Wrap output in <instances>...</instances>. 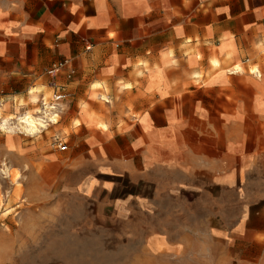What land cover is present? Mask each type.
Segmentation results:
<instances>
[{
	"label": "crops",
	"instance_id": "0c3cea01",
	"mask_svg": "<svg viewBox=\"0 0 264 264\" xmlns=\"http://www.w3.org/2000/svg\"><path fill=\"white\" fill-rule=\"evenodd\" d=\"M0 82L62 88L116 217L170 226L145 251L264 264V0H0Z\"/></svg>",
	"mask_w": 264,
	"mask_h": 264
},
{
	"label": "rangeland",
	"instance_id": "374dc122",
	"mask_svg": "<svg viewBox=\"0 0 264 264\" xmlns=\"http://www.w3.org/2000/svg\"><path fill=\"white\" fill-rule=\"evenodd\" d=\"M14 88L0 82V125L36 112L33 95L5 98ZM70 115L35 134L0 128V264H217L210 248L204 256H168L141 247L142 234L170 226L121 223L101 192L105 178L73 160L84 147L73 140ZM54 137L65 138L66 152Z\"/></svg>",
	"mask_w": 264,
	"mask_h": 264
},
{
	"label": "built area",
	"instance_id": "2783aa9c",
	"mask_svg": "<svg viewBox=\"0 0 264 264\" xmlns=\"http://www.w3.org/2000/svg\"><path fill=\"white\" fill-rule=\"evenodd\" d=\"M69 63H70L69 60H63V61L54 63L48 69L47 74L49 76L55 77V76H57V74L64 71L66 69V67L69 65ZM73 74H74L73 70H68L67 74H66V78L71 79ZM49 87L52 90L51 102H49L48 104L43 102L41 104L42 112H39L40 113L39 117L35 119V124H36L38 130L47 129V128L51 127L52 125H54L52 118L54 116H56V114L58 113V112H55V111H57V108H58V105L56 102L59 98V93H60L62 88L55 83L49 84ZM52 143L59 152L64 153L68 150L67 142L58 138V137H54L52 140Z\"/></svg>",
	"mask_w": 264,
	"mask_h": 264
},
{
	"label": "bare ground",
	"instance_id": "6f19581e",
	"mask_svg": "<svg viewBox=\"0 0 264 264\" xmlns=\"http://www.w3.org/2000/svg\"><path fill=\"white\" fill-rule=\"evenodd\" d=\"M17 120L18 122L16 126H12L11 124L8 125V123H5L4 125H0V128L13 129V127H18L24 129V131L29 132L30 134H35L38 131L37 126L35 124V119L31 114H27L24 117L18 118Z\"/></svg>",
	"mask_w": 264,
	"mask_h": 264
}]
</instances>
